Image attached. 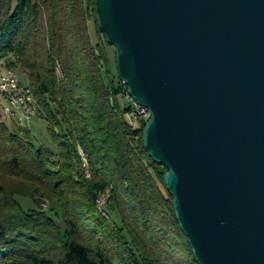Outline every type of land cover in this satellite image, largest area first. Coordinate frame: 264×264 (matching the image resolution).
I'll return each instance as SVG.
<instances>
[{"label":"trees","instance_id":"trees-1","mask_svg":"<svg viewBox=\"0 0 264 264\" xmlns=\"http://www.w3.org/2000/svg\"><path fill=\"white\" fill-rule=\"evenodd\" d=\"M97 16L96 0H0V60L27 75L56 147L0 116V264H198Z\"/></svg>","mask_w":264,"mask_h":264},{"label":"water","instance_id":"water-1","mask_svg":"<svg viewBox=\"0 0 264 264\" xmlns=\"http://www.w3.org/2000/svg\"><path fill=\"white\" fill-rule=\"evenodd\" d=\"M198 264H264V0H96Z\"/></svg>","mask_w":264,"mask_h":264},{"label":"built area","instance_id":"built-area-1","mask_svg":"<svg viewBox=\"0 0 264 264\" xmlns=\"http://www.w3.org/2000/svg\"><path fill=\"white\" fill-rule=\"evenodd\" d=\"M19 79L13 70H5L0 79V113L1 118L8 122H14V116L26 117L28 120L38 118L34 114H27L23 109L22 100L18 99ZM128 116L134 124L147 123L151 116L140 106H134V100L128 96ZM103 207L105 205L104 196L100 198Z\"/></svg>","mask_w":264,"mask_h":264},{"label":"rangeland","instance_id":"rangeland-1","mask_svg":"<svg viewBox=\"0 0 264 264\" xmlns=\"http://www.w3.org/2000/svg\"><path fill=\"white\" fill-rule=\"evenodd\" d=\"M14 2H16V0H14ZM90 34H91V37H92L94 44H96L97 38H96L94 26L92 23L90 24ZM104 51L107 54L108 62L111 66V69H113V71L116 72L115 49L113 47L105 46ZM3 63H4V61L0 60V76L3 75V72L6 70L4 68ZM15 72H16V75H17L19 81H20L21 86L27 87V85H28L27 75L21 69H17ZM118 103L122 108H125L126 106H128V99L126 97L120 96L118 98ZM135 125H137V124H135ZM20 127L30 130L32 135L35 138V142L38 145H41V146H43L46 149H49L51 151L56 150V147H55V145H54V143L50 137V134L48 132L47 123L43 119L38 117V118H35L31 121L30 120L25 121L24 126L20 125ZM17 200H18L19 204L22 206V208L27 210V211L32 210L35 207L33 202L29 199H24V198L18 197ZM46 207L47 206L44 205L43 210H46ZM60 226L62 227L61 222H60Z\"/></svg>","mask_w":264,"mask_h":264},{"label":"bare ground","instance_id":"bare-ground-1","mask_svg":"<svg viewBox=\"0 0 264 264\" xmlns=\"http://www.w3.org/2000/svg\"><path fill=\"white\" fill-rule=\"evenodd\" d=\"M2 77L3 75L0 76V79H2ZM18 99L22 100L23 109H25V112L27 114H34V116L39 115L38 105L36 104V101L33 98L30 90L26 87H22L20 83H19ZM134 106H140V108L144 109L146 112L149 113V111L146 108H144L143 106H141L135 101H134ZM0 116H1V113H0ZM149 116H151L150 113H149ZM25 121H29L28 118L21 117V116H14V123H17L19 126L20 125L24 126ZM86 174L87 176H89L88 172H86Z\"/></svg>","mask_w":264,"mask_h":264}]
</instances>
